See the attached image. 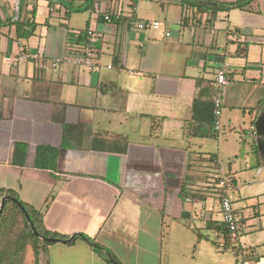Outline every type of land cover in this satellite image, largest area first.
Wrapping results in <instances>:
<instances>
[{"label":"crops","instance_id":"crops-1","mask_svg":"<svg viewBox=\"0 0 264 264\" xmlns=\"http://www.w3.org/2000/svg\"><path fill=\"white\" fill-rule=\"evenodd\" d=\"M185 2L0 0V188L69 238L41 251L39 264H110L107 254L118 264H264V136L254 110L264 100L256 96L264 0L213 19L190 17ZM32 10L34 35L18 41L13 23ZM147 20L160 29L136 28ZM78 46L91 53L93 70L73 64ZM21 52L30 59L14 61ZM219 69L227 75L220 130L238 135L197 125L211 135L190 137L195 105L200 119L210 118ZM17 144L26 147L21 164H13ZM41 146L57 150L54 176L34 166ZM223 177L233 180L236 238L210 225L224 223Z\"/></svg>","mask_w":264,"mask_h":264},{"label":"trees","instance_id":"trees-1","mask_svg":"<svg viewBox=\"0 0 264 264\" xmlns=\"http://www.w3.org/2000/svg\"><path fill=\"white\" fill-rule=\"evenodd\" d=\"M186 0V9L190 12V17L194 15H203L208 14L211 19L215 18L219 12H230L232 10H245L247 7L255 0H233L229 3H223L219 1H212V0ZM51 6V3H49ZM68 13V12H66ZM35 11L32 10L30 13L29 18H24L22 21L14 22L13 25L15 27V35L16 39L25 40L29 39L34 35L36 23L34 21ZM183 24L188 23V18H183ZM3 25L0 23V26ZM80 39V37H78ZM246 48L247 46L244 45L243 49L240 47L237 49V56H245L246 55ZM227 78V75H226ZM214 90L211 99V103L209 105L210 110V118L200 119L198 117L197 105L194 106L193 110V122L191 121L188 125L187 133L190 137H202L207 138L211 135L208 132L207 134L198 133L199 128L198 126L207 125L209 128H214V117H213V97H214ZM254 110L259 114L261 111L264 110V100H261ZM197 127V128H196ZM66 130V128H65ZM26 147L23 144H17L15 146L14 151V158L13 164H21V159L25 155ZM256 155L259 158V165H262V159L260 154L256 151ZM56 157H57V150L48 147V146H41L38 147L36 150L35 156V163L34 166L37 169H43L49 171L53 176L56 174ZM20 160V161H18ZM182 192V191H181ZM0 197H8V200L4 202L2 213L0 214V242H1V261H7L8 264H17L10 263L8 261V257L11 256L13 253L9 252L10 245L13 243H20L19 248L15 249L17 252H21L25 249L26 245H29L33 250V257H34V264H39V255L40 252L45 250L49 245L53 244L54 242L46 241V239H53V240H60V241H67L69 240L68 237L62 236L60 234L51 232L47 230L43 224V213L37 211L20 201L15 192L11 190H7L4 188H0ZM49 201L45 203L48 205ZM25 214L28 216L30 224L27 222L25 218ZM17 218H21L22 228L15 232V222L14 220ZM210 225L215 226V229L222 233L224 236L228 235L230 237V232L228 231L227 226L224 223H211ZM35 232L43 238H38L34 233ZM83 239L93 248L94 250H103V247L95 242L94 239L83 237ZM75 238L70 239L73 242ZM108 255V262L110 264H118L116 263L115 258L111 254Z\"/></svg>","mask_w":264,"mask_h":264},{"label":"built area","instance_id":"built-area-1","mask_svg":"<svg viewBox=\"0 0 264 264\" xmlns=\"http://www.w3.org/2000/svg\"><path fill=\"white\" fill-rule=\"evenodd\" d=\"M103 19L105 22H111L112 18L108 13H105L103 16ZM136 28L138 30H145V29H151V30H158L161 27V22L159 21H142V22H136ZM75 36H79L80 33H74ZM87 37L94 38V34L92 31L86 32ZM166 36H170L169 33H166ZM76 48V54L73 57V64L75 66H81L85 68L87 71H91L94 69V64L90 61L91 53L83 46H78ZM30 55L26 53H19L18 56L15 57L14 61H24L30 59ZM13 59V58H12ZM10 59V60H12ZM227 85V78H226V72L224 69H219L216 72L215 75V92H214V98H213V117H214V129L216 131H219L221 129V123H220V117L222 112V94H223V88ZM219 188L224 190V193L219 196V205H220V211L222 214V219L224 224L227 226L228 231L230 232L231 238L237 237V231H238V221L237 217L234 213V209L231 203V200L227 196V192L233 189V180L230 177H223L220 179L218 183Z\"/></svg>","mask_w":264,"mask_h":264},{"label":"rangeland","instance_id":"rangeland-1","mask_svg":"<svg viewBox=\"0 0 264 264\" xmlns=\"http://www.w3.org/2000/svg\"><path fill=\"white\" fill-rule=\"evenodd\" d=\"M201 2H203L202 0H200ZM77 14H80L79 15H76L74 16V22L78 25H81L83 23V19H84V16L81 15V13H77ZM234 85V84H233ZM262 88V93H259V89L257 90L258 94L256 95L258 98L257 99H260V97H263L264 96V87H261ZM255 105V104H254ZM257 129L259 131V135L260 136H264V110L261 112V114L259 115V118H258V121H257ZM221 131V132H220ZM220 138H223L225 136H228L230 133H233V134H236V136L238 135V132H233V130H229V129H225V130H220ZM231 139H229V145L230 146H234L235 145V142H234V137H229ZM217 143V141H215V144ZM258 143V142H257ZM259 146L261 147L263 153H264V142H260L258 143ZM228 145V149L227 150H230V146ZM243 155V154H242ZM241 155V157H242ZM243 158V157H242ZM245 158H247L245 156ZM221 168H223L224 170H226V160H223V162H219ZM251 187H247V188H244V191L247 192V191H250ZM232 195H230V198L232 199L231 197ZM1 201H2V197H0V204H1ZM244 202V200H243ZM259 207H264L263 204L259 205ZM215 210H217V203H215ZM250 210V209H249ZM261 212H263V208L260 209ZM244 213V212H243ZM246 214V213H245ZM244 214V215H245ZM15 222V232H17V230H19L20 228H22V222H21V218H17L14 220ZM20 246V243L16 244V243H13L11 244L9 247V252L13 253L11 256L8 257V261L10 263H16L17 264H34V257H33V254H32V250H31V247L29 245H26L25 249L21 252H17L15 249L19 248ZM1 242H0V258H1ZM0 264H8L7 261H1L0 260Z\"/></svg>","mask_w":264,"mask_h":264},{"label":"water","instance_id":"water-1","mask_svg":"<svg viewBox=\"0 0 264 264\" xmlns=\"http://www.w3.org/2000/svg\"><path fill=\"white\" fill-rule=\"evenodd\" d=\"M6 200H8V197H3V198H2V201H1V204H0V214L2 213L3 205H4V202H5ZM25 218H26L27 222L30 224L29 218H28V216H27L26 214H25ZM32 230H33V233H34L38 238H40V239L43 240V238L40 237V236L35 232V230L33 229V227H32ZM46 241H50V242H62V241H60V240H53V239H46Z\"/></svg>","mask_w":264,"mask_h":264}]
</instances>
